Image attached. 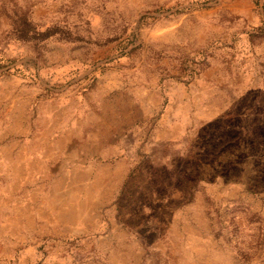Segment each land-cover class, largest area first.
I'll use <instances>...</instances> for the list:
<instances>
[{
    "label": "rangeland",
    "instance_id": "374dc122",
    "mask_svg": "<svg viewBox=\"0 0 264 264\" xmlns=\"http://www.w3.org/2000/svg\"><path fill=\"white\" fill-rule=\"evenodd\" d=\"M0 264H264V0H0Z\"/></svg>",
    "mask_w": 264,
    "mask_h": 264
}]
</instances>
